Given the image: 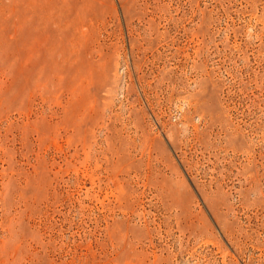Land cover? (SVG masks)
<instances>
[{"label": "rangeland", "instance_id": "374dc122", "mask_svg": "<svg viewBox=\"0 0 264 264\" xmlns=\"http://www.w3.org/2000/svg\"><path fill=\"white\" fill-rule=\"evenodd\" d=\"M0 264H264V0H0Z\"/></svg>", "mask_w": 264, "mask_h": 264}]
</instances>
